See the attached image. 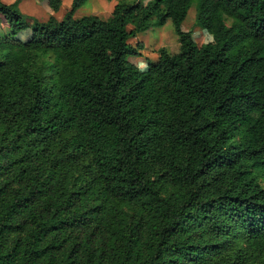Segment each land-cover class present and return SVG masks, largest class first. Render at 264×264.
<instances>
[{
  "label": "trees",
  "instance_id": "16d2710c",
  "mask_svg": "<svg viewBox=\"0 0 264 264\" xmlns=\"http://www.w3.org/2000/svg\"><path fill=\"white\" fill-rule=\"evenodd\" d=\"M84 1L0 0V264H264V0Z\"/></svg>",
  "mask_w": 264,
  "mask_h": 264
},
{
  "label": "rangeland",
  "instance_id": "374dc122",
  "mask_svg": "<svg viewBox=\"0 0 264 264\" xmlns=\"http://www.w3.org/2000/svg\"><path fill=\"white\" fill-rule=\"evenodd\" d=\"M5 3L18 2L20 11L30 17L40 21L46 20L49 16L54 15L60 19L66 10L70 7L71 0H62V5L58 11H52L45 0H2ZM120 0H85L84 3L76 10V15L96 14L101 18H107L116 2ZM133 1V0H128ZM146 2L147 0H142ZM197 1L192 0L186 17L182 23L185 30H191L194 40L198 45L210 41L211 35L199 24L196 23ZM131 27V25H128ZM6 25L0 21V32L6 33ZM30 29L22 32V40ZM128 42L136 47L137 43H142L143 48L138 49L141 56L132 53L128 55V60L137 65L140 69H146V59L156 61L158 58V48L164 47L169 53H175L178 50V36L173 30L171 22L168 20L164 25H152L149 29L138 33L135 37L130 38ZM260 181L264 187V173L260 176Z\"/></svg>",
  "mask_w": 264,
  "mask_h": 264
}]
</instances>
